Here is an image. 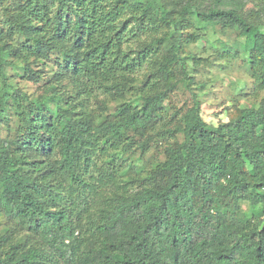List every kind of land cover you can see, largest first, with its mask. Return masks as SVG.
<instances>
[{"label":"trees","instance_id":"obj_1","mask_svg":"<svg viewBox=\"0 0 264 264\" xmlns=\"http://www.w3.org/2000/svg\"><path fill=\"white\" fill-rule=\"evenodd\" d=\"M209 48L261 96L217 125ZM0 264H264V0H0Z\"/></svg>","mask_w":264,"mask_h":264},{"label":"rangeland","instance_id":"obj_2","mask_svg":"<svg viewBox=\"0 0 264 264\" xmlns=\"http://www.w3.org/2000/svg\"><path fill=\"white\" fill-rule=\"evenodd\" d=\"M251 6V5H249ZM215 34L209 33L207 38L209 42L217 44L218 41H229L233 35L229 34L223 26L215 27ZM213 49L209 48L202 52V57L197 66L196 80L206 81L208 83V93L202 97L201 115L209 124L217 125L220 122H226L236 115V110L241 106H253L260 99L251 97H243L241 84L246 80V74L240 66L239 58L228 53V62L225 58H208V54H212ZM224 60V63H223ZM223 65H222V64ZM211 80V85L210 82ZM250 86V81L247 80ZM21 86L27 90H37L31 82L21 83ZM257 100V101H256ZM191 103L189 91L183 87L173 89L168 97L169 109L175 113L176 111H184ZM171 117L166 115L165 120L169 121Z\"/></svg>","mask_w":264,"mask_h":264}]
</instances>
